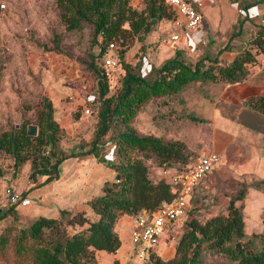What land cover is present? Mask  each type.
Masks as SVG:
<instances>
[{"label":"rangeland","instance_id":"rangeland-1","mask_svg":"<svg viewBox=\"0 0 264 264\" xmlns=\"http://www.w3.org/2000/svg\"><path fill=\"white\" fill-rule=\"evenodd\" d=\"M246 3L251 4L247 10L243 8ZM0 4H5L0 11V133L23 124H35L39 132V117L45 111L44 97L48 96L53 103L54 118L61 127L58 146L67 152L87 150L97 138L101 99L93 66L103 67V55L111 53L118 57L124 50L126 62L143 75H151L153 66L161 65L177 49H183L187 59L195 61L204 53L216 54L229 41L240 48L254 31L251 18L245 15H264V0H206L202 9L204 28L195 35L183 31L181 38L175 40L172 34L181 29L174 22L162 19L143 32L142 38L128 33L124 42L113 41L104 49L102 36L95 38L93 22L83 21L81 28L67 27L57 0H0ZM146 4L147 0H132V5L140 10ZM123 73L122 62L116 77L109 78V94H116L121 88ZM220 88V84L195 82L177 93L152 97L131 121L140 134H154L167 141L185 140L190 155L186 163L190 165L208 151L221 153L217 167L196 188L189 213L162 235L159 251L164 259L176 254L179 240L188 230L192 217L206 221L214 215L227 214L230 198L245 184L260 177L258 173L255 177L246 167L250 151L247 140L233 138L214 120L216 105L222 106L227 114L238 116L241 112V105H221L217 100ZM93 99L98 105L93 106ZM87 107H92L91 112L87 113ZM124 128L125 124L112 121L111 129L99 137L100 155L115 164L142 158L154 181L166 178L154 156L145 155L137 148L123 149L118 137H111L114 131ZM70 158L78 162L90 158L99 160L93 154ZM182 163L174 162L173 166ZM109 167L112 180L119 179L116 167ZM32 172L31 157L17 165L10 153L0 154V211L11 205L5 190L9 184L32 198L29 205L15 208L17 216L8 214L0 219V264H34L32 251L37 241L29 236L28 229L40 215L54 216L56 206L48 202L47 194L53 192L57 179L41 183L46 175H36L39 179L35 181ZM50 186L46 196L32 191ZM242 202L248 232L261 230L264 207L261 211L260 206L264 204V192L251 186L244 200L237 201ZM68 218L69 215L65 220ZM81 227L67 224L70 232ZM97 260L100 262L99 258ZM200 260L202 264H234L224 252L204 245Z\"/></svg>","mask_w":264,"mask_h":264},{"label":"trees","instance_id":"trees-1","mask_svg":"<svg viewBox=\"0 0 264 264\" xmlns=\"http://www.w3.org/2000/svg\"><path fill=\"white\" fill-rule=\"evenodd\" d=\"M57 2L62 8V17L68 28H81L83 21L93 22L95 38L102 36L104 49L113 41L124 42L123 38L128 33L138 34L142 38L143 32L149 31L157 21L167 19L174 22L177 17V10L167 0H147L142 10L134 7L132 0ZM250 5L246 3L243 8L247 10ZM245 17L251 18L254 31L240 48L229 41L216 54L204 53L195 61L187 59L183 49H177L161 65L153 66L151 75H143L125 61L124 50L119 51L124 73L122 86L116 94H109V78L104 67L93 66L98 75L101 102L97 138L87 150L74 149L67 152L58 146L61 127L54 118L53 103L48 96L44 97L45 111L40 114L37 134H29L26 124L0 133V154L3 151L10 153L15 157L17 165L31 157V176L35 181L39 179L36 176L38 174L46 175L41 183L58 179L63 161L89 154L98 157L106 165L116 167L120 173L119 179L105 181L102 191L89 199L88 203L96 217L89 216L84 209L60 208L59 216L40 215L31 223L28 234L37 241L32 251L34 264H101L97 260V249L116 252L122 244L117 230V222L122 214L138 216L143 210L154 211L163 201L174 198L172 184L164 177L154 181L144 159L130 158L126 163L115 164L112 159L103 158L99 153V137L107 133L112 121L116 120L125 124L124 129L114 131L111 135L122 142L121 148H137L144 151L145 155L154 156L163 170L190 166L186 163L190 155L185 140L167 141L154 134H140L131 121L142 105L152 97L177 93L195 82L223 85L244 80L251 63L264 55V15L249 17L247 14ZM220 103L224 105L229 102ZM221 110L227 114L223 108ZM227 115L251 128L264 131V109L247 105L241 106L238 116ZM174 162L183 163L173 166ZM251 186L264 190V178L251 180L232 196L227 214H217L206 221L192 217L188 230L179 240L176 254L164 259L161 252H156L153 264H202L200 256L203 245L224 252L234 264H264V227L261 231L249 233L246 229L244 204L237 203L244 200ZM15 208V205H10L0 211V219L8 214L17 216ZM67 215L69 218L65 220ZM67 224H80L82 227L70 232ZM113 264H131V261L122 263L115 259Z\"/></svg>","mask_w":264,"mask_h":264},{"label":"crops","instance_id":"crops-1","mask_svg":"<svg viewBox=\"0 0 264 264\" xmlns=\"http://www.w3.org/2000/svg\"><path fill=\"white\" fill-rule=\"evenodd\" d=\"M219 92L220 93L217 96V100L219 101H225L241 106H256L263 110L264 63L262 62V57L251 63L250 71L244 80L223 84L221 85ZM245 101H247V104ZM214 108L216 109L214 120H217V122L220 123V127L223 128L226 133L229 132L232 134L233 138L236 137L241 139L242 137L247 140L250 151L245 160L246 167L253 171L252 173L254 175L258 173L257 175L260 176L257 177L255 175V177L264 178V173L260 172L261 170H264V131L256 130L231 118L227 114H224L221 108L217 105ZM166 175V179L170 182L172 172L170 171L166 173ZM112 179L113 173L111 167L99 160L90 158L78 162L73 161L71 158L66 159L62 163L60 177L54 185L53 192L47 194L48 202L55 203L56 206L53 215L59 216L60 208H67L70 210L84 209L89 216L96 217V214L88 201L94 195L99 194L102 191V185L105 181ZM42 186L45 185H41V187ZM36 189L37 188H34L32 191H34V193L39 192L45 194L46 191L51 189V186L43 187L38 190ZM262 191L264 192V190ZM263 207L264 204L260 206L261 211H263ZM260 217L262 218L261 215ZM246 222L247 229L248 221L246 220ZM134 224L135 217L131 214H125L119 218L117 222V230L121 236L122 244L116 252H110L106 249H97V256L101 264H113L115 259H119L122 263L130 261L131 252L134 246L133 240L131 239V232ZM261 224L259 226H261Z\"/></svg>","mask_w":264,"mask_h":264},{"label":"built area","instance_id":"built-area-1","mask_svg":"<svg viewBox=\"0 0 264 264\" xmlns=\"http://www.w3.org/2000/svg\"><path fill=\"white\" fill-rule=\"evenodd\" d=\"M176 10L177 17L174 23L181 29L180 32L172 34L177 40L182 36L183 31L188 33H199L203 30L204 16L202 9L206 0H167ZM5 4H1L3 8ZM264 63V55L262 56ZM102 65L108 78L116 77L121 66L120 57L107 53L102 57ZM98 105V101L92 100ZM92 107H87V113ZM221 160V155L216 150H211L201 155L193 164L184 168L166 169L165 173L172 172L170 183L173 186L175 196L171 200H165L161 206L154 210H143L135 217V224L132 228V240L134 243L131 252V264H153V255L160 252L162 235L170 225L188 214L192 197L196 188L215 169ZM7 200L11 205L27 206L32 198L23 195L13 184L6 186Z\"/></svg>","mask_w":264,"mask_h":264},{"label":"water","instance_id":"water-1","mask_svg":"<svg viewBox=\"0 0 264 264\" xmlns=\"http://www.w3.org/2000/svg\"><path fill=\"white\" fill-rule=\"evenodd\" d=\"M0 11H1V4H0ZM245 103L247 104V101H245ZM28 132H29V134H31V135H35V134H37V133H38L37 125H35V124H30V125L28 126ZM119 177H120V173L117 174V178H119Z\"/></svg>","mask_w":264,"mask_h":264},{"label":"bare ground","instance_id":"bare-ground-1","mask_svg":"<svg viewBox=\"0 0 264 264\" xmlns=\"http://www.w3.org/2000/svg\"><path fill=\"white\" fill-rule=\"evenodd\" d=\"M132 239V238H131Z\"/></svg>","mask_w":264,"mask_h":264}]
</instances>
